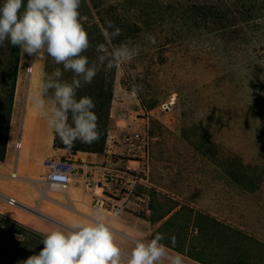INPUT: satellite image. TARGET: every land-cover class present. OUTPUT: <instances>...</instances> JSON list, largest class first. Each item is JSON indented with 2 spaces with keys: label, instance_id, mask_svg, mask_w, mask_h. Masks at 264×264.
Masks as SVG:
<instances>
[{
  "label": "rangeland",
  "instance_id": "rangeland-1",
  "mask_svg": "<svg viewBox=\"0 0 264 264\" xmlns=\"http://www.w3.org/2000/svg\"><path fill=\"white\" fill-rule=\"evenodd\" d=\"M96 3L99 8L86 17L91 37L82 55L89 63L96 61L99 44L139 49L131 60L115 67L107 142L129 145L134 139L135 159L146 168L136 175L147 178L148 162L152 165L154 160L157 184L171 183L169 187L183 193L176 203H169L167 196L156 198L157 228L151 238L161 233L164 246L182 252L188 246L189 254L207 264H226L236 248L239 256H246L245 264H264V247L255 241L264 243V231H260L264 228V72L259 63L249 62L254 52L244 42L225 40L219 34L190 35L183 41L181 34L170 31L168 14L136 13V0ZM116 12L119 20L141 28L131 27L130 38L113 45L100 38V29L102 20ZM43 56L46 77L60 65ZM40 61L39 56L25 55L23 102ZM101 78L98 72L91 84L77 92L90 94ZM188 202L198 205L196 215ZM179 204L181 210L164 222ZM208 212L259 228L246 232L250 238H235L233 232L220 230L217 221L202 217ZM196 227L198 235H194ZM191 231L194 238L189 240Z\"/></svg>",
  "mask_w": 264,
  "mask_h": 264
},
{
  "label": "crops",
  "instance_id": "crops-1",
  "mask_svg": "<svg viewBox=\"0 0 264 264\" xmlns=\"http://www.w3.org/2000/svg\"><path fill=\"white\" fill-rule=\"evenodd\" d=\"M25 55L21 52L6 157L0 161V214L45 235L57 226L86 223L100 210L125 252L131 251L137 239H152L157 228L156 198L167 196L169 203H176L183 193L169 187L171 183L169 186L166 182L165 186L157 184L154 160L152 165L148 162L147 178L137 176L135 172L146 169L145 164L135 159L136 155L126 142H107L103 154L79 152L73 155L67 150L56 149L54 130L33 107V96L39 95L41 81L45 78L44 56L36 68L33 87L26 92V102H23L22 89L28 68L23 66ZM44 99L46 107H50V97ZM49 158L76 161L81 167L79 175L68 184L48 182L43 164ZM8 198L15 200L13 206L8 203ZM97 200L105 201V208L95 209ZM187 205L196 215L198 205L191 202ZM114 207L121 210L119 215L111 213ZM181 208V204L176 205L164 222ZM208 216L232 228L240 227L217 212H208ZM191 234L189 240L194 238L193 232ZM194 235H198L197 227ZM165 249L166 256L160 264H171V259L176 257L180 258L181 264H207L196 254H189L188 246L185 252L167 246Z\"/></svg>",
  "mask_w": 264,
  "mask_h": 264
},
{
  "label": "clouds",
  "instance_id": "clouds-1",
  "mask_svg": "<svg viewBox=\"0 0 264 264\" xmlns=\"http://www.w3.org/2000/svg\"><path fill=\"white\" fill-rule=\"evenodd\" d=\"M80 3L81 0L0 3V46L8 41L34 58L47 54L56 64L63 65L64 71L73 73L71 81L62 80V71L57 68L41 81L39 95L33 96V107L46 118L68 151L77 141L91 144L100 138L94 100L89 96L77 98V90L91 84L101 70L118 67L139 52L127 44L111 48L99 44L97 59L90 64L88 57L82 55L90 45L78 11ZM102 34L110 43L120 29L109 22ZM45 96L51 99L50 107H46ZM164 238L157 233L150 240L137 239L131 251L125 252L116 242L107 218L97 210L86 223L57 226L46 233L39 254L28 257L23 264H160L166 256L161 243ZM171 264H181L180 258L171 259Z\"/></svg>",
  "mask_w": 264,
  "mask_h": 264
},
{
  "label": "trees",
  "instance_id": "trees-1",
  "mask_svg": "<svg viewBox=\"0 0 264 264\" xmlns=\"http://www.w3.org/2000/svg\"><path fill=\"white\" fill-rule=\"evenodd\" d=\"M138 1L136 9L137 13L150 16H160L168 14L171 32L181 34V39L186 41L190 35H208L219 34L222 39L230 38L234 42L245 43L248 51L254 52L249 58V62L259 63L264 72V0H136ZM2 3V0H0ZM26 3V0H25ZM80 12L81 23L88 33V39L91 37L89 32V24L86 17L92 15V10H96L99 6L96 0H81ZM109 13V12H107ZM110 14V13H109ZM118 12L111 14L107 20H102V30L108 27L111 22L116 28L120 29V34L111 40V44H118L123 40L130 38L131 27L140 29V24L128 25V20H119L115 16ZM85 18V19H84ZM128 25V26H127ZM152 24L150 25V27ZM110 32L113 29H108ZM103 31L100 29V38L105 39ZM175 33V34H176ZM172 35V34H171ZM21 49L19 46H13L10 42L0 46V161H4L7 151V142L9 138L11 118L16 93V84L18 79L19 64L21 57ZM52 60L48 56V61ZM47 63V67L49 65ZM62 80L71 81L73 73L63 70ZM102 75L101 81L96 83V90L90 94H81L77 92V98L89 96L93 98L95 103V113L98 117V130L100 138L91 144L81 143L77 141L75 146L68 152L76 155L79 152L103 154L107 148L108 137V120H109V103L112 96L111 81L116 76L115 67L108 70L100 71ZM54 147L56 149H64L58 137H54ZM241 178H237L238 182ZM242 183V182H241ZM247 191V190H246ZM255 190H249L254 192ZM207 220L211 217L202 216ZM215 222V221H214ZM219 229H227L233 232L235 238L242 236L243 239L250 238L246 232L255 233L258 225H239V228H232L218 222ZM247 226V227H246ZM255 227V228H253ZM253 229V230H252ZM264 231V228H260ZM250 230V231H249ZM257 231V230H256ZM251 234V233H250ZM260 234V233H259ZM258 234V235H259ZM44 235L28 229L27 227L7 218L0 214V264H23L28 257L37 255L43 248L41 240ZM205 238V237H204ZM219 246L223 244L222 239H217ZM254 240V239H253ZM258 242L264 247V243ZM236 253L233 259L226 264H245L246 256H239Z\"/></svg>",
  "mask_w": 264,
  "mask_h": 264
},
{
  "label": "built area",
  "instance_id": "built-area-1",
  "mask_svg": "<svg viewBox=\"0 0 264 264\" xmlns=\"http://www.w3.org/2000/svg\"><path fill=\"white\" fill-rule=\"evenodd\" d=\"M29 72H31V70ZM133 140L134 139H131L132 142H128L130 149L136 146ZM18 142H20V140ZM19 146H20V143L17 144L18 148ZM132 150H133L132 153L136 155V153H134L135 150L134 149ZM43 166H44L46 180L48 182L55 183V184L70 183L72 178L79 175V170L81 168L80 165L76 161L70 158H49L44 161ZM54 176H62L64 177V179L57 181L53 179ZM7 201L12 206L15 204V200L12 198H8ZM105 204H106L105 201L97 200L94 203V208L95 209L105 208ZM111 213L113 215H119L121 213V210L118 207H114L111 209Z\"/></svg>",
  "mask_w": 264,
  "mask_h": 264
}]
</instances>
